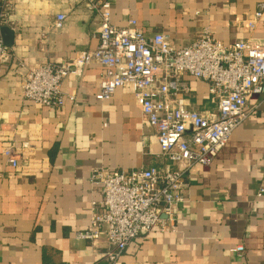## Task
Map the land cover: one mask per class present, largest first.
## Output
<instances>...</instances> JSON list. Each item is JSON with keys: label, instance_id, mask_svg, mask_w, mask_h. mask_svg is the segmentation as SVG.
<instances>
[{"label": "crops", "instance_id": "0c3cea01", "mask_svg": "<svg viewBox=\"0 0 264 264\" xmlns=\"http://www.w3.org/2000/svg\"><path fill=\"white\" fill-rule=\"evenodd\" d=\"M99 1L110 2L114 24L135 18L145 35L167 34L176 46L204 28L224 44L248 36L264 43V15L254 29L244 21L264 0ZM0 10L9 50L0 68V264H108L103 237L77 236L88 227L91 200L99 198L90 172L163 168L154 131L127 88L108 101L96 98L97 64L64 78L61 90L74 99L60 108L23 101L21 82L30 69L97 45L100 14L86 0H0ZM183 81L191 108L214 107L207 83ZM246 108L250 115L214 161L195 164L185 176L176 229L132 240L116 264H264V195L256 196L264 186V95H252ZM22 141L27 146L13 169L1 152Z\"/></svg>", "mask_w": 264, "mask_h": 264}, {"label": "built area", "instance_id": "2783aa9c", "mask_svg": "<svg viewBox=\"0 0 264 264\" xmlns=\"http://www.w3.org/2000/svg\"><path fill=\"white\" fill-rule=\"evenodd\" d=\"M100 14L97 45L80 50L68 61L45 62L30 69L21 82L23 101L60 108L65 99L64 78H79L92 64L100 66L96 98L108 101L117 88H127L154 131L163 168L150 166L130 171L94 167L89 182L99 193L90 202L89 224L77 233L81 239L104 238L108 264H116L130 242L152 232L175 230L180 206L185 202V176L192 166H209L227 144L232 132L250 115L247 102L264 95V43L248 36L231 44L215 38L208 28L185 46H176L167 34H144L135 18L118 26L110 19V2L86 0ZM264 15V3L244 21L254 29ZM65 18L56 16L55 27ZM6 13L0 10V25ZM40 37L46 39L45 32ZM9 56L0 35V68ZM191 77L208 85L213 108L189 105ZM13 142L1 152L13 169L19 167L20 149ZM264 195L261 186L256 196ZM241 251L242 246H237Z\"/></svg>", "mask_w": 264, "mask_h": 264}, {"label": "water", "instance_id": "95a60500", "mask_svg": "<svg viewBox=\"0 0 264 264\" xmlns=\"http://www.w3.org/2000/svg\"><path fill=\"white\" fill-rule=\"evenodd\" d=\"M0 30L1 31H4V30L6 31V30H8V28H7V26L1 25Z\"/></svg>", "mask_w": 264, "mask_h": 264}]
</instances>
